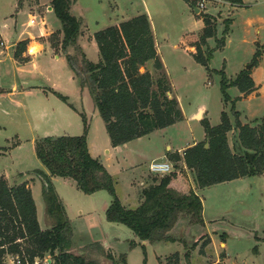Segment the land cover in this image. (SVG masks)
<instances>
[{
	"label": "rangeland",
	"instance_id": "1",
	"mask_svg": "<svg viewBox=\"0 0 264 264\" xmlns=\"http://www.w3.org/2000/svg\"><path fill=\"white\" fill-rule=\"evenodd\" d=\"M77 1V8L72 13L85 21V24L82 22L81 34L88 41L85 42L86 56L93 62L99 60L100 54L98 47L90 45L94 34L91 36L89 29L98 31L106 23H112L106 22L105 17L111 16L113 21H119L118 17L122 20L141 13L148 15L157 51L171 84L168 95L178 100L186 116L182 123L175 125V130L161 131L156 137L169 138L173 135L175 146L193 138L202 139L206 132L202 122L196 119L200 113L196 118L192 117L200 108H204L203 118H207L212 126L220 124L222 112L228 113L234 122L231 111L233 104L240 112L243 123L254 126L264 119V3L248 11L246 8H231L225 2H219L225 0H204L205 6H195L199 8L200 15L188 0ZM50 3L51 0H0V33L10 42L21 31L26 37L38 36L41 29L52 33L58 31V37L54 38L58 44L63 36L59 31L61 22L55 11L49 9ZM112 11L124 16H113ZM206 14L213 16L216 24L215 36L209 37L203 47L204 50H213L208 66L197 62L184 46L189 37L198 38L202 34L205 25L203 17ZM30 16L35 17L32 27L28 26ZM227 19H230V26L228 33L224 34ZM223 37L222 45L219 40ZM1 42L0 36V49L3 47ZM53 50L61 53L59 48ZM257 50L260 55L257 60H253ZM11 51H8V55L0 54V174H5L13 181L20 173L23 174L22 180L32 170H46L35 154L36 139L44 136L82 135L81 113L87 114L89 126L93 128L91 147L99 152L98 159L105 161L109 154L104 153L106 150H103L102 140L108 138L107 131L100 117V124L94 122L90 125L91 111L94 109L98 115L93 98L88 90L81 91L78 88L75 77L70 76L73 83L69 85L65 73L69 72L70 67L64 54L57 61L52 53L44 51L22 73L15 69ZM249 65L256 80L253 79L256 92L240 99L238 96L241 91L230 86L227 92L231 100L225 101L221 90V71L232 80L239 69H246ZM145 69L154 78L161 74L153 68L152 63L141 70ZM54 81L68 87V90H57L66 97V101L49 88ZM13 83L17 84L19 90L11 95L9 92ZM31 85H39L41 88L31 89ZM227 136L234 152L244 151L238 140V129L229 131ZM170 162L174 170L175 163L172 160ZM177 164L176 168L183 167L188 173L189 185L199 192L206 221L203 225H195L187 219H181L171 231L173 236L184 239L187 246L197 241V247L191 252L192 264L220 261L222 252L225 253L223 264H264V173L199 188L194 175L186 169L184 163L177 161ZM32 175H35L34 172ZM125 178L126 175L119 177L121 195L128 193ZM54 184L61 187L59 195L64 196L70 204L71 210L67 216L72 231L70 241H75L72 245L77 246V249H70L72 253L79 251L86 259L99 264H158V257L165 260L179 252L181 264H185V248L180 241L144 245L135 237L132 229L106 219L95 195L83 193L76 184ZM103 192L111 199L107 191ZM34 194L39 204L42 227H51L46 224L53 225L54 219L44 211L42 191L35 188ZM207 237H210L211 242L202 254L199 248ZM115 238L119 239L118 243ZM4 262L10 264L8 256Z\"/></svg>",
	"mask_w": 264,
	"mask_h": 264
},
{
	"label": "trees",
	"instance_id": "2",
	"mask_svg": "<svg viewBox=\"0 0 264 264\" xmlns=\"http://www.w3.org/2000/svg\"><path fill=\"white\" fill-rule=\"evenodd\" d=\"M75 1L51 0L50 7L61 22L59 31L63 36L56 44V31L50 34L48 40L56 51L61 49L80 90L90 92L95 108L105 123L111 145L125 144L182 120L184 115L178 100L168 95L171 84L158 54L148 15L142 13L96 31L94 39L100 58L93 62L79 44L83 23L71 11ZM188 1L193 7L198 2ZM227 1L233 5H243L242 0ZM203 20L202 34L198 38L189 37L184 46L197 62L208 66L213 50H204L203 47L209 37L215 36L216 24L215 18L208 14L204 15ZM229 26L230 19H227L224 34L228 33ZM27 42H18L14 54L21 62L28 59L22 56ZM219 43L224 44V37ZM259 55L260 51L257 50L253 60H257ZM150 63L161 73L158 78H154L148 69L141 70ZM221 73V90L225 101L231 100L227 92L230 86L237 87L245 95L254 91L255 82L250 69L241 70L232 80L223 71ZM55 94L67 100L63 94L57 91ZM231 111L234 122L226 112L221 113V122L216 126L203 118L205 140L186 148L181 154H167L175 163V169L154 178L153 183L144 187L142 201L134 209L121 202L116 191V180L103 163L90 154L87 142L89 119L85 113H81L82 135L36 139L35 154L49 174L41 170L34 173L43 182L45 211L54 219V223L42 229L31 189L25 182L10 185L0 175V264H4L8 254L26 256L30 262L36 256L49 254L52 257L50 264H99L70 251L73 247L70 241L71 225L51 176L72 179L85 194L106 190L112 197L111 205L106 210L108 221L126 225L140 240L151 244L180 241L185 248V264H192L191 252L197 247V241L187 246L184 239L173 236L171 231L181 219L203 225V202L195 188L189 185L188 173L183 167L176 168L177 161H182L194 175L199 188L264 173V119L253 126L241 122L240 112L234 104ZM233 129H238V140L244 149L241 153L234 152L229 144L227 133ZM180 177L187 183V188L177 183ZM210 242V237L204 238L200 253L205 252ZM224 256L222 252L220 261L209 264H223ZM158 264H181V255L175 252L165 260L158 257Z\"/></svg>",
	"mask_w": 264,
	"mask_h": 264
},
{
	"label": "crops",
	"instance_id": "3",
	"mask_svg": "<svg viewBox=\"0 0 264 264\" xmlns=\"http://www.w3.org/2000/svg\"><path fill=\"white\" fill-rule=\"evenodd\" d=\"M242 1H243V5L242 6L233 5L232 3H230L227 0L219 1V2H225L227 5H230L231 8H234V7L246 8L248 11H253V10L257 9L258 7H260V5L262 3H264V0H242ZM77 4H78V1L76 0L74 5H73V7H72V10H71L72 12H74L75 9L77 8ZM49 9H50V7H49ZM194 9L196 10V7H194ZM198 11H196V12L198 13ZM112 15L113 16H124V15H119L118 13H116L114 11H112ZM135 16H137V15H135ZM76 17L81 18L80 16H76ZM112 18L113 17H111V16L110 17H105L106 22H112V23H106L107 25H103V27L101 29H103L105 27H108L110 25H114V24H117L119 22H122V21L130 19L128 17H127V19L122 17L124 19L120 20L121 17H118L117 19H119V21H117L115 19H114L115 21H113ZM82 22L85 24V21L82 20ZM43 30L45 32L44 36H41L39 34L38 36H28V37H26L25 33L23 31H21L20 33L17 32L15 34L16 36L13 37L14 40L13 41L10 40V42H8L7 39L5 38V36L2 33H0L1 41H2L1 44L3 45V47L0 49V54L1 55L2 54L8 55L9 54L8 51L12 50L10 55H13V62L15 63V69H19L20 72H22V73H23L25 67H28L29 66L28 64H30V63H35L34 58H36L39 55H41V53H43L44 51L52 53L53 57L57 61H60L62 59V57H63L62 52L61 53H56L53 50V48L51 47V44H50V42L48 40V36L52 33V31L49 32V31H46L45 29H43ZM89 31H91V36L96 32V30L93 31V30H90V29H89ZM23 40H27L28 41L27 44H26V49H25V51H23V53H25L27 48L29 47V45H32V44H36L38 46V49H37L36 52L32 53L31 55H23V53H22V56L23 57L27 56L28 59H27V61H22L21 62V61H19V60H17L15 58L14 54H15L18 42L23 41ZM79 41L81 43V46H82L83 50L86 53L85 42H88V41H86V39L84 37H82V34L80 35ZM90 45L92 47H94V46L97 47L96 41L94 39V35L91 38ZM241 70H243V69H239V71L236 72V76L238 75V73ZM250 70H251V76L254 79L252 68ZM65 76L67 77V79H69L68 80L69 81L68 82L69 85L72 86L73 82H72V80H70V76L71 77H75L73 71L70 69L69 72H67V74L65 73ZM76 82H77V80H76ZM255 82H256V80H255ZM35 87L41 88L39 85H31V86H29V88H31V89H33ZM49 88L51 90H55V91L61 90V89L68 90V87L66 85L63 86L62 84H60L58 82H55V81L53 82V84H51L49 86ZM78 88H79V86H78ZM18 90H19V88H18L17 84L13 83L12 89L10 90L9 93L11 95H14V94L18 93ZM254 92H256V91H253V93H251L249 95H245V96H243L244 93L241 92V94L238 97L240 99H243L245 97L247 98V96H251L252 94H254ZM199 113H200L199 118H196V116ZM204 114H205L204 113V108H200L199 110H197L196 112H194L192 114V117H194L196 119H199L201 121L203 119ZM90 115H91V119H92V121L90 122V125H92L94 122L98 123V124L101 123L100 119H99V117L101 118V116L99 115V113H98V115H99L98 116L94 109L91 111ZM183 115H184V113H183ZM184 119H186L185 115H184L182 120L177 121V122H175L174 124H172L170 126H167V127L161 128V129H156V130H154L153 132H151V133H149L147 135L141 136L139 138H136V139H134L132 141H129V142H127L125 144H122V145H118V146L110 145L109 135H108V138H106V140H105V137H104V140H102L103 141V150H106V152H104V153L109 154L107 156V159L110 157V155H112L113 158H111V159L109 158L108 160L105 159V161L103 159H101L100 161L103 163V165L106 167L108 172L116 180V191H117V194H118L121 202L126 207L134 209L137 206H139L140 202L142 201V195L141 194H142L143 188L148 186L149 184L153 183L154 182V178H156V177L159 178L161 176L159 174L152 173L149 170V165H150V163L152 161L159 160V161H167V162L171 163L170 159L168 158V155H167L168 153L178 152V153L181 154L183 152V150H185L186 148H188V147H190V146H192V145H194V144H196L198 142H201V141L205 140L206 135L200 140L198 138H193L191 141H186L182 145H179V146L176 145L175 146L174 145L175 143L173 141V135H171V137H169V138H166V137L165 138H158V137H156V135L159 132H161V131H166L167 129L175 130V125H177L179 123H182ZM102 121H103V119H102ZM103 127L106 130L104 121H103ZM104 128L101 127L100 129L102 131H104ZM92 129L93 128L90 127V129L88 131L87 142H88V147H89V151H90L91 155L94 158L98 159V158H100L99 152L98 153L95 152L93 147H91V133H92ZM177 129H178V126H177ZM179 138H181V137H178V139ZM34 171L35 170H32L31 172L27 173L28 177L24 178L22 180H20L22 178V175H23L21 173L18 176H16V177H18V178H15L17 180L14 179L13 181H11L9 179V177L6 176L5 174H0V175L4 176L7 179L8 183L10 185L21 184V183H24V182L27 184V186L32 191V195H33V198H34L35 203H36L37 217H38L39 224H40L42 229H46V227L43 228L41 223H40L39 204H38V202H37V200L35 198L36 196L34 194L35 188H38L39 192L42 191V188H43V184L42 183L43 182L40 179V177H38L35 173H34L35 175H32ZM41 171L49 174V171L47 169L46 170H41ZM123 175H126L125 179L127 181H125V180L124 181H125V183L127 185V189H128V193L125 194V195H121L120 192H119V188H118L119 177H122ZM147 176H149V177L147 178ZM18 180H20V181H18ZM15 181H17V182L14 184ZM51 181H52V183H53V185L55 187V190H56L59 198L61 199V201H62V203H63V205L65 207L66 214L68 216V213H70V211H69V209H70L69 205L70 204L65 199L64 196L61 197L59 195V187L60 186L57 187L54 183L58 182L59 185L63 184V185L66 186L67 184H69V185L73 186V185L76 184V182L73 181L72 179L58 177V176H51ZM180 181H182V183ZM12 182H13V184H12ZM177 182H178V184H180L184 188L188 187L187 183L183 179H180ZM63 185H61V186H63ZM76 187H77V184H76ZM60 191H61V187H60ZM103 191L104 190H100V191H97V192H95L93 194H88V195L89 196L95 195L97 197L96 199L98 201H100L98 204L100 206H102L101 208L103 210V214H104V216H106V210L111 205L112 197L110 196L111 197V199H110L109 196H106V194H102V193H104ZM195 191L199 195V192L196 189H195ZM44 211H45V207H44ZM205 223H206V221H205ZM49 225L51 226L50 223L46 224V226H49ZM47 228H49V227H47ZM135 237H137V236H135ZM115 240H116L117 243L119 242L118 238H115ZM103 241H105V240H103ZM72 242H75V241H72ZM140 243H142L144 245H147L149 242L140 240ZM105 244H109V243L105 241ZM72 248L77 249V246L74 245ZM76 254L82 255V253L79 252V251Z\"/></svg>",
	"mask_w": 264,
	"mask_h": 264
},
{
	"label": "built area",
	"instance_id": "4",
	"mask_svg": "<svg viewBox=\"0 0 264 264\" xmlns=\"http://www.w3.org/2000/svg\"><path fill=\"white\" fill-rule=\"evenodd\" d=\"M197 5L199 7L205 6L204 0H198ZM149 170L152 173L163 176L173 170V165L167 161L154 160L150 163ZM7 256L10 261V264H50L52 262V257L49 254H46L43 257L36 256L32 262H30L26 256L21 257L18 254H8ZM4 264L6 263L4 262Z\"/></svg>",
	"mask_w": 264,
	"mask_h": 264
},
{
	"label": "clouds",
	"instance_id": "5",
	"mask_svg": "<svg viewBox=\"0 0 264 264\" xmlns=\"http://www.w3.org/2000/svg\"><path fill=\"white\" fill-rule=\"evenodd\" d=\"M34 21H35V17L30 16L28 19V26L32 27L34 25ZM40 35L44 36L45 32L43 29H41L40 31ZM38 46H34V45H29V47L27 48L26 52L23 53V55H31L32 53L36 52Z\"/></svg>",
	"mask_w": 264,
	"mask_h": 264
},
{
	"label": "water",
	"instance_id": "6",
	"mask_svg": "<svg viewBox=\"0 0 264 264\" xmlns=\"http://www.w3.org/2000/svg\"><path fill=\"white\" fill-rule=\"evenodd\" d=\"M50 9H52V8L50 7ZM198 10H199V8L196 7V11H198ZM250 68H251V65L247 66V69H250ZM206 146H208V144H206Z\"/></svg>",
	"mask_w": 264,
	"mask_h": 264
}]
</instances>
